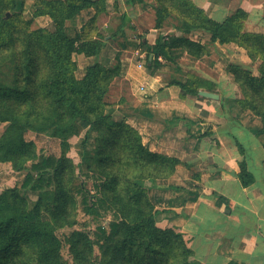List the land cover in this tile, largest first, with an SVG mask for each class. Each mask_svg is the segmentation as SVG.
I'll return each mask as SVG.
<instances>
[{"label": "trees", "instance_id": "16d2710c", "mask_svg": "<svg viewBox=\"0 0 264 264\" xmlns=\"http://www.w3.org/2000/svg\"><path fill=\"white\" fill-rule=\"evenodd\" d=\"M154 2L156 28L167 26L172 18V29L179 34L160 36L148 47L154 57H148V67H162L159 58L176 62L185 54L195 60L208 54L206 44L192 39L196 33L211 35L212 44H237L258 68L254 72L237 64L229 66L241 93L236 104L259 117L262 126L257 135L263 136L264 35L245 31L247 13L240 9L221 23L191 0ZM36 8L34 18L49 16L54 31L17 12V0H0V69L9 64L12 70L11 81L0 82V124L7 126L0 140V162H11L16 171H24L23 188L39 195L31 205L17 188L0 194V264H69L62 254L64 242L78 264H202L180 231L157 225L159 210L147 196L146 182L168 179L179 161L151 152L137 130L106 113L112 81L129 75L134 81L140 71L117 58L114 67L96 62L84 78L76 76L74 56L97 57L104 46L97 23L107 10L106 1L37 0ZM89 8L96 10V16L82 33L68 34L67 23ZM188 76L168 85L180 87L182 97L198 96L202 88L214 89L202 78ZM140 95L149 99L151 92L146 89ZM29 131L58 140L60 155H38L34 142L25 138ZM80 136L75 173L81 175V166L95 158L104 183L99 190L102 200L116 220L110 223V232L98 230L94 239L78 230L61 239L58 231L76 223L70 221L69 187L75 173L69 154L73 139ZM238 176L243 187L255 181L245 162ZM96 245L101 256L94 259Z\"/></svg>", "mask_w": 264, "mask_h": 264}, {"label": "crops", "instance_id": "0c3cea01", "mask_svg": "<svg viewBox=\"0 0 264 264\" xmlns=\"http://www.w3.org/2000/svg\"><path fill=\"white\" fill-rule=\"evenodd\" d=\"M36 1L17 0V12L34 19L36 26L54 31L49 16L34 18ZM105 1L107 10L97 23L104 46L97 57L74 56L77 78H84L96 62L114 67L120 58L135 66L140 73L134 81L131 75L112 81L106 113L137 130L151 152L179 161L173 175L162 183L170 190L167 209L177 214L178 227L196 259L202 264H264V141L258 137L257 127L245 123L251 114L235 104L241 93L229 72L232 64L252 70L257 62L235 43L212 44L211 35L196 33L192 39L206 44L208 54L197 60L185 54L176 62L159 58L162 67L150 69L147 59L154 57L148 47L160 36L179 33L167 26L156 28L154 0ZM191 1L221 23L244 10L245 31L264 35V0ZM95 16L94 8L81 11L67 23L66 32L82 33ZM183 59L192 65L182 66L179 60ZM167 69L181 76L172 78L164 72ZM188 75L205 80L214 89L200 92L218 94L219 99L204 98L200 93L182 97L180 87L168 85L173 79L184 81ZM146 89L151 97L142 99L141 91ZM81 138L72 141L77 152ZM243 162L255 179L249 187H243L238 176Z\"/></svg>", "mask_w": 264, "mask_h": 264}, {"label": "rangeland", "instance_id": "374dc122", "mask_svg": "<svg viewBox=\"0 0 264 264\" xmlns=\"http://www.w3.org/2000/svg\"><path fill=\"white\" fill-rule=\"evenodd\" d=\"M173 25H175V22L172 18H170V21L167 22V28L171 30ZM179 61H181L182 66L192 65V62H188L184 59ZM257 68L258 63L253 65L252 70L256 72ZM164 72H166V74L172 78H178L181 76L172 69H167ZM11 78V66L9 64L2 66L0 69V82L3 81L5 83H9ZM229 103H231V101ZM235 104L231 103L230 105L234 106ZM246 113H250L251 115H248L249 117L245 118V123L257 128L262 126L259 117L254 116L249 111H246ZM6 128L7 126L5 124H0V140L5 135ZM43 135L44 134L41 135L29 131L26 133L25 138L27 141L34 142L38 155H60L59 143L55 140H48ZM261 138L264 141V135L261 136ZM69 156L73 160V175L77 171V165L80 163V153L72 149ZM97 171L99 170L98 167H96V160L93 157L89 159L86 164L81 166V175L75 173V175L71 177L72 183L69 187L70 196L72 199L70 221H74L76 223L72 227H64L58 231V236L61 239H63L66 234L71 233L73 230L84 232L92 239H94V234L98 230L110 232V223L115 221L116 217L113 211L110 210L108 205L102 200V198H104V194L100 193L99 190L104 183L103 179L97 174ZM24 175H26V173L24 171H16L11 162H0V194L7 189L17 188L20 194L32 205L37 200L39 195L38 193L25 190L23 188L22 176ZM146 183L148 184L149 188L147 196L149 198L150 204L156 210H159L157 225L161 229L173 228L181 232L180 228L178 227L177 214L170 212L169 210L171 209H167L170 190L164 187L162 180H158L156 182L147 181ZM92 202H94L95 205L92 206ZM48 219L49 218L46 216L45 220ZM62 254L69 264H78L73 255H71L69 246H67L66 242H64ZM100 256V247L96 245L94 246L93 257L94 259H97Z\"/></svg>", "mask_w": 264, "mask_h": 264}, {"label": "water", "instance_id": "95a60500", "mask_svg": "<svg viewBox=\"0 0 264 264\" xmlns=\"http://www.w3.org/2000/svg\"><path fill=\"white\" fill-rule=\"evenodd\" d=\"M200 95L204 98H209V99H214V100H218L219 99V95L218 94H214V93H210L207 91H201Z\"/></svg>", "mask_w": 264, "mask_h": 264}]
</instances>
